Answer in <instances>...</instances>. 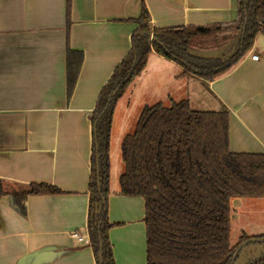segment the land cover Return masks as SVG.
<instances>
[{"label":"crops","instance_id":"1","mask_svg":"<svg viewBox=\"0 0 264 264\" xmlns=\"http://www.w3.org/2000/svg\"><path fill=\"white\" fill-rule=\"evenodd\" d=\"M142 1L156 28L237 19V0H70L69 9L67 0H0V264L100 263L91 244L71 233L88 235L92 114L102 87L131 49ZM68 50L84 55L70 97ZM184 72L176 60L151 52L117 102L107 198L116 264H147L145 199L121 194L119 185L121 143L139 116L136 121L126 116L115 137L121 102L130 115L139 103L135 93L146 85L156 103L188 99L194 109L227 110L230 150L264 153V34L212 81ZM31 183L61 192L30 194L17 202L18 191ZM231 205L232 245L242 234H264V197H241Z\"/></svg>","mask_w":264,"mask_h":264},{"label":"trees","instance_id":"2","mask_svg":"<svg viewBox=\"0 0 264 264\" xmlns=\"http://www.w3.org/2000/svg\"><path fill=\"white\" fill-rule=\"evenodd\" d=\"M70 0H67L69 9ZM248 14L246 30L245 13ZM132 34V46L102 87L92 114L93 148L89 183L88 236L99 264H116L108 231L110 144L118 100L147 66L151 52L183 65L212 81L231 68L264 34V0H237V19L204 26L156 28L144 1ZM215 49L205 56L195 49ZM83 52L68 50L67 93L75 88ZM124 171L120 193L145 199L147 264H232L245 245L259 249L247 264H264V234H242L231 244L232 199L264 197V153L233 152L229 148L227 110L194 109L188 99L158 102L142 109L133 133L121 143ZM45 183H31L16 194H58ZM4 193L0 181V194ZM239 256L235 260L238 261Z\"/></svg>","mask_w":264,"mask_h":264},{"label":"rangeland","instance_id":"3","mask_svg":"<svg viewBox=\"0 0 264 264\" xmlns=\"http://www.w3.org/2000/svg\"><path fill=\"white\" fill-rule=\"evenodd\" d=\"M194 51L196 53L200 54V55L209 56V55L215 54L216 50L210 48V49H195ZM134 98L136 99V101H139V103L137 102L138 104H136L135 109H131L130 110V115H127V112H129V110L126 109V107L124 106L123 102H121L119 104L120 106H119V108L117 110V113H116V116H117V120L116 121H117L118 124L116 125V129L117 130L115 132V134H116L115 137H117L119 135V132H120L119 128H120V126H122L120 122H122L123 119L126 118V116H129V118L132 117L136 121V118L138 116H140L139 113L142 111L143 104H145V105H154L157 102L155 99H153V96H149L148 95V92L146 91V85L141 89V92L139 91V92H137V94L135 93ZM162 103L165 104V105H170V102H168L166 100L163 101ZM119 151L121 152V147H120ZM234 199H240V198H233L232 200H234ZM251 199H255V198H251ZM235 239H236V232L234 231V228H233V231L231 233V243L232 242L234 243ZM256 250H257V248L254 247V246H250V247H247L246 249H244V251L241 253L238 261L236 262V264H247L248 263V259L256 258L257 257V253H258V252H256Z\"/></svg>","mask_w":264,"mask_h":264},{"label":"water","instance_id":"4","mask_svg":"<svg viewBox=\"0 0 264 264\" xmlns=\"http://www.w3.org/2000/svg\"><path fill=\"white\" fill-rule=\"evenodd\" d=\"M247 21H248V14H247V12H246V13H245V25H244V27H243V34H242V36H244L245 30H246V26H247ZM199 29H200V30H205V27H204V26H200ZM244 247H245V245H243L242 247H240L239 249H237V250L235 251V253H234V261L232 262V264H235V260H236V258L239 256L240 251H241ZM256 252H259V249H257ZM240 255H241V254H240ZM102 256H103V254H102V251H101L100 254H99V259H100V261L102 260Z\"/></svg>","mask_w":264,"mask_h":264},{"label":"built area","instance_id":"5","mask_svg":"<svg viewBox=\"0 0 264 264\" xmlns=\"http://www.w3.org/2000/svg\"><path fill=\"white\" fill-rule=\"evenodd\" d=\"M259 58L258 54H255L252 56V59L257 60ZM72 237H74L75 239H77L80 242L83 243H90V239L88 235H82L80 232L78 231H74L71 233Z\"/></svg>","mask_w":264,"mask_h":264}]
</instances>
